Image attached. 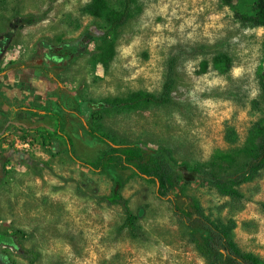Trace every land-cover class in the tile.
<instances>
[{
    "label": "rangeland",
    "instance_id": "374dc122",
    "mask_svg": "<svg viewBox=\"0 0 264 264\" xmlns=\"http://www.w3.org/2000/svg\"><path fill=\"white\" fill-rule=\"evenodd\" d=\"M105 1L115 10L125 3ZM90 2L0 0V71L41 70L50 92L46 126L16 125L0 136V236L8 237L0 242V264H30L27 251L38 253L35 264H206L153 183L128 168L98 173L72 160L58 118L87 163L110 151L88 126L122 150L136 142L169 148L191 168L230 150L229 133L243 145L264 118V28L246 20L254 16V0L230 7L220 0H138L114 36L116 56L108 65L99 62V35L108 27L88 14ZM218 56H228L230 65H217ZM171 59L179 61L172 105L107 112L98 106L141 90L159 94ZM184 189L182 208L190 206L186 197H195L218 217L226 199L214 188L199 181ZM115 191L129 201L144 239L123 229V208L108 202ZM242 191L245 206L233 215L236 241L264 264L258 206L264 176Z\"/></svg>",
    "mask_w": 264,
    "mask_h": 264
},
{
    "label": "trees",
    "instance_id": "16d2710c",
    "mask_svg": "<svg viewBox=\"0 0 264 264\" xmlns=\"http://www.w3.org/2000/svg\"><path fill=\"white\" fill-rule=\"evenodd\" d=\"M137 1L125 0L120 10L109 9L105 0H91L88 4V14L104 19L108 27L104 34L99 35L102 41L99 62L102 64L108 65L114 60L116 56L114 36L132 19L133 6ZM220 1L224 7H230L235 0ZM254 4V16L246 20L253 27L264 28V0H254ZM178 62L176 59L169 61L162 91L159 94L141 90L126 97L107 99L98 106L107 112L137 110L152 105L161 107L172 105L179 79ZM215 63L230 65L231 60L228 56H218ZM207 68L208 64L204 62L202 69L206 71ZM261 95L264 99V82L261 84ZM58 121L57 133L66 139L68 154L72 160L98 173L128 168L137 176L153 183L156 186L157 197L171 205L174 216L187 232L189 243L206 264H262L259 255L243 250L237 243L235 231L238 224L233 215L242 211L246 203L242 187L264 176V118L255 125L243 145L236 146L235 135L229 133L227 140L232 146L230 150L218 153L193 168L185 163L180 164L173 152L166 147L152 149L136 142L124 150L119 149L113 138L91 126H85L90 135L107 144L110 151L97 163H87L75 154L72 142L65 135V124L61 123L59 118ZM47 136L51 137V134L47 133ZM199 181L207 183L226 199L219 207V215L216 218L206 213L195 197H186L190 202L188 208L180 206V199L185 197L184 187ZM108 202L123 208L125 213L123 229L128 231L130 237L135 240L144 239L145 233L129 201L115 191ZM258 206L264 215V202H259ZM225 211L228 212L226 217L223 216ZM25 255L30 264H35L39 257L38 253L33 251H27Z\"/></svg>",
    "mask_w": 264,
    "mask_h": 264
},
{
    "label": "crops",
    "instance_id": "0c3cea01",
    "mask_svg": "<svg viewBox=\"0 0 264 264\" xmlns=\"http://www.w3.org/2000/svg\"><path fill=\"white\" fill-rule=\"evenodd\" d=\"M48 81L43 71L30 70L25 65L0 71V136L16 125H47Z\"/></svg>",
    "mask_w": 264,
    "mask_h": 264
},
{
    "label": "flooded vegetation",
    "instance_id": "af4514ba",
    "mask_svg": "<svg viewBox=\"0 0 264 264\" xmlns=\"http://www.w3.org/2000/svg\"><path fill=\"white\" fill-rule=\"evenodd\" d=\"M2 240H8V237H6L5 235L0 236V242H1Z\"/></svg>",
    "mask_w": 264,
    "mask_h": 264
}]
</instances>
